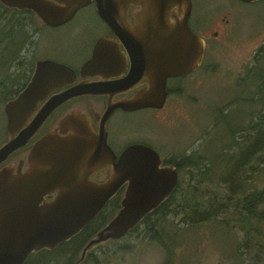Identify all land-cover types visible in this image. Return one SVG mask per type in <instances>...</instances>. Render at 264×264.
Returning <instances> with one entry per match:
<instances>
[{"label":"water","instance_id":"1","mask_svg":"<svg viewBox=\"0 0 264 264\" xmlns=\"http://www.w3.org/2000/svg\"><path fill=\"white\" fill-rule=\"evenodd\" d=\"M0 2L8 8L33 10L44 23L57 26L74 17L90 0L80 4L68 0L65 8L47 0ZM95 3L114 36L96 42L92 58L80 68L83 81L76 82L77 71L68 64L53 59L35 62L27 84L5 104L10 137L0 145V164L30 144L63 103L81 95L101 94L108 87L127 92L139 81L147 85L130 98L110 103L99 131L86 112L73 109L56 129L34 142L25 171H15L10 165L0 169V264H25L32 253L54 250L71 240L125 187L118 213L84 246L79 264L96 245L127 236L179 185L177 165L165 163L147 144H132L118 155L108 143L106 123L118 107L126 111L162 108L169 95L168 79L189 75L201 67L207 41L190 26L193 1ZM130 5L137 7L134 25L126 22ZM107 47L116 50L108 51ZM120 56L128 62L126 77L111 80L115 74H109L99 81L87 79L113 68L121 67L122 72ZM107 166L111 169L106 178L93 177Z\"/></svg>","mask_w":264,"mask_h":264},{"label":"rangeland","instance_id":"2","mask_svg":"<svg viewBox=\"0 0 264 264\" xmlns=\"http://www.w3.org/2000/svg\"><path fill=\"white\" fill-rule=\"evenodd\" d=\"M192 1L191 28L199 35L219 32L207 61L187 77L169 79L173 91L164 108L116 112L109 123L108 143L121 152L141 142L165 160L193 157L200 164L182 165V190L170 211L157 216L159 240L141 225L123 239L95 247L81 264H264V159L254 155L243 161L240 180L233 177L240 159L249 154L240 130L252 126L251 120L256 124L264 120V90L259 89L264 83V0ZM0 12L6 21L27 29L19 57L12 66L0 69L4 81L7 74L17 79L16 86L7 83L12 90L30 77L38 59L79 68L106 33V25L90 9L55 28L42 27L31 13L5 7ZM224 18L228 20L225 31L217 24ZM7 100L0 95V145L8 139ZM223 156L224 167L220 165ZM212 167L214 174H210ZM253 191L259 198L248 203ZM187 201L198 210L185 211ZM245 204L255 212L246 214ZM118 210L109 205L106 213L113 218ZM209 215L211 219L199 221ZM184 216L190 219L181 222ZM68 255V249L62 250L56 256L59 264H66Z\"/></svg>","mask_w":264,"mask_h":264},{"label":"trees","instance_id":"3","mask_svg":"<svg viewBox=\"0 0 264 264\" xmlns=\"http://www.w3.org/2000/svg\"><path fill=\"white\" fill-rule=\"evenodd\" d=\"M1 7H5V8H7V10L8 9L15 10V12H18V13L24 12V11H19L18 9L8 8L0 2V8ZM26 13H28V12H26ZM2 15L3 14L0 12V69L1 70L3 68H8V67L13 65L16 58L19 57V53H20L21 49L23 48V46L25 45V42H26L27 37H28L27 36V29L25 28L24 24L17 23V22L12 21V20L6 21V18L3 17ZM261 51L264 52V47H263V49H261ZM255 58H258V56H256ZM33 69H34V67H33ZM252 69H250V70H252ZM4 75L5 74H0V95L3 94L4 97L8 98V100L10 98H13L15 95H17L18 92L20 90H22L23 87L27 84V82L29 81V79L31 77V75H30V77H28V79L25 82H23V84L20 87L14 88L12 90L10 88L13 85L16 86V83H17L16 80L17 79L16 78L10 79V76L7 74L5 76L7 78V80L4 81V78L1 79V77H3ZM8 81H11V83H12L11 87L7 84ZM259 89L264 90V83H262L259 86ZM13 91H14V93H12ZM251 123H252V126L247 125L244 127V129L240 130L243 132V136H242L243 141L248 143L247 152H249V154L246 155L243 159H240L241 160L240 163L238 162V165H237L238 167H236L234 175H233V177L237 180H240V178H239L240 167L242 166L243 161L245 164L248 161V159L250 157H254V155H258L259 157L262 158V160L264 159L263 158L264 157V120L260 121V124H256L253 120H251ZM239 144H241V142L237 141L238 150H239ZM166 161L177 165V167L179 169V175H180V170H181L182 165L185 166V165L190 164V165L198 166L200 164V160L193 158V157L184 158L178 162H176L174 160H170V159H168ZM259 162H261V160ZM211 164H213V163H211ZM220 165H222L224 167L225 156H223L221 158ZM207 169H209V167ZM212 169H213V167L210 170V174L215 173V171H213ZM206 170L203 171V174H205L207 172ZM182 183H183V181L179 178V185H178L177 189L172 193V195L165 202H163L158 209L149 213L143 219V221L140 224H138L132 231H130V233L138 230L141 225H144L145 230L148 233H150L154 239L159 240L161 235L159 234V230H157L159 227V225H157V224H159V219L157 216L163 215L165 213V209H166V211L167 210L170 211L171 203L175 200V196L179 193V191L182 190V187H183ZM256 192L257 191L251 192V195L248 198V200H249L248 203H251L252 201H254L256 199L258 200L259 195L256 196L255 195ZM186 193L189 194L188 186H186ZM122 194H123L122 191L119 192L110 201V203L108 205H111L113 207V209H116V208L120 209V206H121L120 201L122 198ZM245 205H246V208H245L246 214L251 215L255 212V210H253V208L247 207V204H245ZM190 208H192L194 211L198 210L197 206H191V205L189 206L188 201L186 203H184V210L185 211L187 209L191 210ZM106 210H107V207L92 223H90L83 230L82 233L78 234L77 236H75L71 240L64 242L63 244L59 245L54 250L44 249L40 252L32 253L29 256V258L27 259V261L25 262V264H59V259L56 256L58 254H61V251L64 249H68V251H69V255L66 257V260H67L66 264H77L78 260L81 257V252H82L84 246L89 242L90 239H92L97 234V232L101 228H103L108 223V221H110V219H112V217H109L107 215ZM166 214H167V212H166ZM211 218H212V216H210V215L206 216V217L204 216V218H202V220H199V221H206V220L211 219ZM189 219H190L189 216H184V218L181 222H187ZM157 221H158V223H157ZM110 240L114 241V240H119V239H110ZM105 242H103V243H105ZM103 243H100V244L96 245L95 247H98ZM95 247H93L92 249H94ZM92 249L90 251H88L86 257L82 260V262L85 261L89 255L91 256ZM78 255H79V258L77 259ZM82 262H80L79 264H81Z\"/></svg>","mask_w":264,"mask_h":264},{"label":"flooded vegetation","instance_id":"4","mask_svg":"<svg viewBox=\"0 0 264 264\" xmlns=\"http://www.w3.org/2000/svg\"><path fill=\"white\" fill-rule=\"evenodd\" d=\"M48 2L50 3H53L55 5H57L59 8H65L67 5H66V1L68 0H47ZM70 1V0H69ZM80 3H82L84 0H77ZM96 0H90L89 3H87L86 5L84 6H81L80 9L76 12V14L74 15V17L80 12V11H83L84 9H90L92 10V12H94V14L97 16L98 20H100L104 25H106V33L104 36H114V33L112 31V28L109 26V24L104 21L100 15L98 14V9L96 7ZM137 7L135 5H130V7L128 8V17H127V20L126 22L128 24H132L134 25L136 23V19H135V16H134V11H136ZM19 11H24V12H28V13H31L33 15L36 16V19L39 21V24L44 27V26H49V27H59L63 24H66L68 22H70L71 20L74 19V17H72L70 20H68L67 22L65 23H62L60 25H57V26H52V25H48L46 23H44L42 21V19H40V17L37 16V14L35 13V11L33 10H28V9H24V10H19ZM226 22H228V20H226L225 18L224 19H221L217 22V24L223 29V31L226 30ZM219 35V32L218 31H213V33H211L209 31L208 35H202L206 38V41H207V49H206V54H205V57L203 59V62H202V65L201 67H199L197 70H199L200 68H202L204 62L207 61L206 59V55L209 53L210 54V51H212V49L214 48V45H215V42L218 41L217 39V36ZM102 36V37H104ZM100 37V38H102ZM99 38V39H100ZM98 39V40H99ZM97 40V41H98ZM96 41V42H97ZM96 42L94 43L93 45V48H92V51H91V54L90 56L87 58L88 59H91L92 56H93V51H94V47L96 45ZM214 43V45H213ZM124 53H125V56H127L128 54V51H125L124 50V47H122ZM107 50L108 51H115L116 49H113V47H107ZM128 59V58H127ZM87 60H84L81 65L79 66V68H74L76 71H77V81L76 82H79V81H83L84 78L81 76L80 74V68L81 66L83 65V63ZM120 60L122 61V72L120 71V68L121 67H118V68H113V69H110L109 71H106L104 72L103 74H100V75H95L93 77H87L88 80H91V81H99L101 79H104L105 76L109 75V74H115L114 76H112L110 79L111 80H121L123 79L124 77H126V75L128 74V71H127V67H128V62L125 63V61L122 60L121 56H120ZM129 60V59H128ZM197 70H195L194 72L190 73L189 75L195 73ZM108 72V73H107ZM120 74V75H118ZM189 75H186V76H180V78H184V77H187ZM171 78H177V79H180L178 77H171ZM170 79V78H169ZM168 79V81H169ZM137 86L136 87H133L132 89H130L129 91L127 92H118L116 91V89H113V88H105L102 90V93L101 94H96V95H81V96H78V97H75L65 103H63L62 105H60L53 113L52 115L49 117V119L47 120V122L45 123V125L43 126V128L41 129V131L38 133L37 136H35L32 141L30 142V144L26 145V146H23L19 149H17L15 152H13L9 158L4 161L3 163L0 164V169L6 165H10V166H13V168L15 169V171H17L18 169H21L22 171H25L27 168H28V161H29V153L33 147V144L34 142L40 138L43 134H45L46 132L48 131H51V130H54L57 128V124L58 122L67 114L69 113L71 110L73 109H78L79 111L81 112H86L90 119H91V122H92V125L94 127V129L96 131H99L100 129V125H101V118L104 116L105 112L108 110V108L110 107V103H117L119 102L121 99L123 98H130L132 97L135 93H137L139 90H141L142 88H144L147 83H144L143 81H139L138 83H135ZM130 87V88H131ZM168 90H169V95L168 97L170 96V94L172 93L173 89H171L169 87V84H168ZM112 94V95H111ZM15 97V96H14ZM11 99V98H10ZM167 101H168V98H167ZM167 101L165 103V105L167 104ZM165 105L162 107L164 108ZM160 108V109H162ZM145 109V108H143ZM154 109H158V108H154ZM126 111L124 109H122L121 107H118L117 109H115L111 115L108 117L107 119V123H106V128H107V133H108V137H109V131H108V127H109V123H110V120L111 118L114 116V114L118 111ZM140 110V109H139ZM134 111H137V110H134ZM126 112H133V111H126ZM6 130H7V126H6ZM7 134H8V139H9V133L7 131ZM7 139V140H8ZM6 140V141H7ZM5 141V142H6ZM4 143V142H3ZM2 143V144H3ZM138 143H141V142H138ZM1 144V145H2ZM135 144V143H133ZM145 144V143H143ZM110 145V144H109ZM132 145V144H130ZM128 145V146H130ZM148 145V144H147ZM128 146H126L121 152H116L118 155H120ZM151 146V145H149ZM152 147V146H151ZM114 150V149H113ZM115 151V150H114ZM165 163H170V162H167L165 161ZM176 165V164H175ZM110 166H107L105 167L104 169H102L101 171L95 173L93 175V177H96L98 176L100 179H104L108 176L109 174V171H110ZM105 171V173H103ZM101 173H103V175L101 176ZM123 192L122 194V198L124 196V191H125V187L121 190ZM120 191V192H121ZM121 198V200H122ZM120 205H121V201H120ZM109 206V205H108ZM107 206V207H108ZM121 207V206H120ZM119 211V210H118Z\"/></svg>","mask_w":264,"mask_h":264}]
</instances>
